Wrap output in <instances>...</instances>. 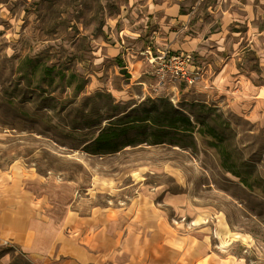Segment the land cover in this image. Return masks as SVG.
I'll list each match as a JSON object with an SVG mask.
<instances>
[{"label":"rangeland","instance_id":"rangeland-1","mask_svg":"<svg viewBox=\"0 0 264 264\" xmlns=\"http://www.w3.org/2000/svg\"><path fill=\"white\" fill-rule=\"evenodd\" d=\"M246 1L0 0V209L28 198L27 182L64 205L65 257L48 264H121L112 256L123 251L154 264H264V32L228 14L264 26L263 7ZM170 2L179 21L151 5ZM147 48L191 52L199 85L150 63ZM239 50L243 75L226 79L214 61ZM174 116L190 123L165 126ZM110 122L132 126L120 149L89 152ZM23 203L17 212L41 211Z\"/></svg>","mask_w":264,"mask_h":264},{"label":"crops","instance_id":"crops-1","mask_svg":"<svg viewBox=\"0 0 264 264\" xmlns=\"http://www.w3.org/2000/svg\"><path fill=\"white\" fill-rule=\"evenodd\" d=\"M219 1L224 0H218V2ZM230 1L237 2V0ZM257 1L263 7L262 15H264V0ZM246 2L252 4L255 2V0H247ZM151 5L155 12L163 11V14L166 16H171L172 18L177 17V21L180 20V17L185 16L184 9L178 2H170L166 4L164 3L162 5H154V3H151ZM238 8L241 9L240 7ZM228 14H236V17H239L236 18L235 16H231L230 20H232L233 22H242L244 24L252 26L253 29H256L258 33L264 32V26H261L258 22H256V19L259 18L258 15H255L254 13H252L251 15H241L235 12H228ZM262 15L260 16V18L262 17ZM170 21H172V19H170ZM161 25L164 24H160V26ZM139 30H141V28ZM221 36H223V33L212 34L210 38L221 39ZM152 37H154V41H156V39L160 41V37ZM172 38L173 36H171L170 39ZM177 42L170 40L165 45L171 47L172 49L184 50L179 48ZM216 49L218 52L224 51L223 42L219 43V45L216 46ZM210 51V49H202L200 53L202 54V56H204V54L208 55ZM239 55H241L240 50L239 53L233 52L232 54H223L222 58L219 59L218 62L214 61L219 66L223 77H225L226 79H237L238 76L243 75V73H241L237 69L235 64V59L239 60L240 58ZM206 64L207 67L211 66L209 62ZM241 88L242 91L240 95L242 97L243 105H247L248 102L254 98V88H256V86L253 83H251V85L242 84ZM18 186L22 187H20V191L16 190L15 192L18 191L21 193L30 194L28 195V198L21 195L18 199L15 198L13 201H11V203L13 204L7 203V206L4 209H0V221L3 222V225L0 226V264H16L15 261L12 262V260H15L18 255L25 258L28 264H48L47 259L50 257L52 259H54V257L55 259H64L65 254L64 252H61L63 251L64 246L62 247V245L64 243L62 242V238H60L59 235L61 224L60 218L57 216L58 213L62 211V207L64 205H60L59 203H57V201L52 196H49L47 191L44 192L43 188L40 189V186L37 184L27 182L23 185L20 184ZM38 194L39 196L35 197ZM27 199L29 202L31 200V202L33 203H39L40 207H42L41 211H36L35 213H26L21 211L17 212V206L23 207V201ZM53 200L55 201L53 202V204H51L50 201ZM5 241L10 244V246H5ZM58 251L61 253L60 256ZM113 257L114 261L120 260L121 264H154L150 260L141 259L144 257L143 254L132 255L128 251H123V253H121V256L114 255L112 256V259ZM208 257L209 254H206L204 258L208 259ZM74 263L77 264V261H74ZM110 263L113 264L111 261ZM216 264H224V262L216 260ZM232 264H243V262L234 260Z\"/></svg>","mask_w":264,"mask_h":264},{"label":"built area","instance_id":"built-area-1","mask_svg":"<svg viewBox=\"0 0 264 264\" xmlns=\"http://www.w3.org/2000/svg\"><path fill=\"white\" fill-rule=\"evenodd\" d=\"M144 53H148V61L160 65L170 76L181 80L188 85H195L201 82L203 70L194 63V56L188 51H172L164 48L151 54L149 48Z\"/></svg>","mask_w":264,"mask_h":264},{"label":"trees","instance_id":"trees-1","mask_svg":"<svg viewBox=\"0 0 264 264\" xmlns=\"http://www.w3.org/2000/svg\"><path fill=\"white\" fill-rule=\"evenodd\" d=\"M181 119L185 123H190L189 118L183 116H174L169 119V122L165 124L167 127H177L176 120ZM115 122H110L107 127L101 128L98 133L92 138V140L89 142V144H85L86 148L92 147L91 150H88L91 153H100V152H113L118 149V141L119 137L126 132L127 127H121L116 128L114 126ZM187 129V128H183ZM217 152L220 154V162L221 166L225 168L226 170L230 171L231 173L240 176L236 173V171L233 169V167L236 166L235 163L232 162V166L228 163L229 155L225 149L218 148ZM240 180L250 186V183L243 177H240Z\"/></svg>","mask_w":264,"mask_h":264},{"label":"water","instance_id":"water-1","mask_svg":"<svg viewBox=\"0 0 264 264\" xmlns=\"http://www.w3.org/2000/svg\"><path fill=\"white\" fill-rule=\"evenodd\" d=\"M120 72L124 73L125 72V68L120 69Z\"/></svg>","mask_w":264,"mask_h":264}]
</instances>
